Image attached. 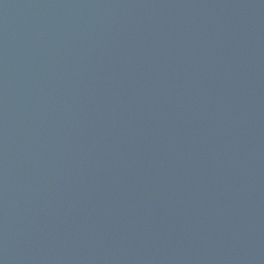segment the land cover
Listing matches in <instances>:
<instances>
[{"label": "water", "instance_id": "obj_1", "mask_svg": "<svg viewBox=\"0 0 264 264\" xmlns=\"http://www.w3.org/2000/svg\"><path fill=\"white\" fill-rule=\"evenodd\" d=\"M0 264H264V0H0Z\"/></svg>", "mask_w": 264, "mask_h": 264}]
</instances>
